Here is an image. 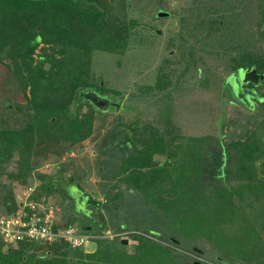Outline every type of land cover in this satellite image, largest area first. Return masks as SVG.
Listing matches in <instances>:
<instances>
[{
  "label": "rangeland",
  "instance_id": "rangeland-1",
  "mask_svg": "<svg viewBox=\"0 0 264 264\" xmlns=\"http://www.w3.org/2000/svg\"><path fill=\"white\" fill-rule=\"evenodd\" d=\"M101 1L108 7L104 8L109 12L107 17L115 18L116 22L126 21L127 36L123 47L115 52L101 50L100 46L90 47L93 49L90 51L87 84L95 93L91 94L86 88L82 92L84 98L70 100L67 105V113H74L77 117L92 113L88 134L71 145L61 141L44 146L34 139L29 156L31 169L22 168L21 178L12 179L8 175L17 171L19 152L12 151L6 162L0 161V217L12 216L3 214L4 207L10 203L9 197L18 206L21 204L17 213L23 212V205L29 204L26 203L28 199L46 198L47 206L55 208L52 210L54 226L71 220L73 230L78 232L77 228L83 222L92 223L83 215L87 214L86 199L76 190L77 185L82 194L99 203L100 216L106 214L103 216L106 218L103 222L106 231L101 235L93 233V238L98 235L109 238L108 234L115 233L119 242L126 240L121 250L125 254L138 252L140 258H159L153 255L156 250L154 241L168 244L171 240L173 244L168 246L186 255L190 262L186 264L194 261L198 264H221L206 240L211 236L206 235V227L217 229L218 234L223 227L226 230L227 225L247 228L251 223L264 229V83L254 87L256 93L252 94L249 90L240 89L239 77L238 80L234 78L235 95L240 94L239 99H246L240 102L231 96L229 87L222 82L230 71L227 66L230 53H238V49L225 51L224 48L229 37L239 33L238 39H241L238 41H244L245 50L256 52L261 57L262 65L256 62V69L264 71V36L257 31L264 25L260 22V7L264 0ZM158 11L169 15L157 16ZM210 19L218 20V26L214 25V28L219 30L211 37L201 39L204 33H211L214 22L211 23ZM51 52L50 45L39 42L32 53L31 67L41 63L43 70H56V62L61 55L54 50ZM40 54L43 55L41 60L37 59ZM189 60L190 64L187 63ZM31 91L30 84L24 90L20 87L11 63L3 58L0 61V153L5 131L25 128V116L30 111L27 98ZM138 127L142 128V135L137 134ZM152 128L157 131L155 136L161 135L162 140H167L170 135L176 136L174 144L168 142L170 144H163L162 152L154 151L157 145L154 137L150 138ZM126 133L130 139L122 143ZM249 133L245 145L253 152L248 158L241 153V161L226 174L225 166L233 164L229 143L242 140ZM183 136H204L199 142L189 145L195 154L198 150L211 153L205 144L214 145L213 148L217 149L215 141L222 143L223 168L219 178L220 181L225 180L228 185L225 188L229 190L223 194L229 195L239 189L237 179L250 183L241 185L242 197L237 203L236 200L233 202L236 203V221L239 222L223 221L228 217L227 213L233 212L232 201L223 199V208L216 213L220 207L211 202L212 196L202 195L191 179L190 182L186 180L185 173L189 169L184 170L183 167L176 172V183L179 184L182 178L183 182L174 185L168 203L159 205L154 198L150 203L144 202L143 195L135 193L132 186L128 192L135 193L137 202L133 206L126 205L128 200L119 199L117 212L110 211L107 215V207H102L107 203L102 190L110 188L109 191L114 192L108 184H117V189L127 198V185L114 176L116 168L123 165L125 170H135L131 175H126L127 171L126 177L124 175L131 183H157L162 178V174H157V163L171 166L169 170L174 174L181 154L176 145L183 143L184 146ZM226 158L228 163H225ZM187 162L193 171H199L197 159L189 156ZM183 165L189 167L185 162ZM138 171L146 172L141 174ZM258 173L261 178L257 177ZM42 184L47 186V190ZM245 198L246 203H251L249 207H244ZM74 199H77L76 203ZM122 204L125 206L120 207ZM87 208L91 209V206ZM113 218L116 222L120 220L121 230L117 233ZM204 232L206 237L201 235ZM134 234L146 239L145 242L141 240L140 248H136L138 241L132 236ZM262 243L264 245V235ZM79 246L84 252H93L96 248L94 241H86ZM45 248L38 252L42 253ZM54 253L50 249L46 255Z\"/></svg>",
  "mask_w": 264,
  "mask_h": 264
},
{
  "label": "trees",
  "instance_id": "trees-1",
  "mask_svg": "<svg viewBox=\"0 0 264 264\" xmlns=\"http://www.w3.org/2000/svg\"><path fill=\"white\" fill-rule=\"evenodd\" d=\"M101 2V0H0V61L3 58L8 59L20 87L24 90L30 84L32 90L27 98V108L30 111L25 116V128L19 127L12 129L11 132L5 131V136L1 140L2 153H0V161L6 162L9 159L7 155L12 151L19 152L20 155V159L17 160V171L9 173L10 178H21L23 169H31L29 156L32 153L31 144L34 139H37L39 144L43 143L44 146L61 141L71 145L73 141H79L87 136L92 113L89 112L83 115V117H77L74 113H67V105L70 100L77 99L79 101L84 98L82 92L89 87V84H87V71L91 57L90 51L93 49L90 47L92 45L100 46L101 50L115 52L123 47L127 36L126 21L119 20L116 22L115 18L107 17L109 12L104 8L108 7L101 4ZM260 9L262 10L260 22L264 23V4H262ZM210 20L211 23L214 22L210 30L211 33H204L201 39L211 37V34H215L214 32L219 30L214 28V25L218 26L216 24L218 20ZM260 22H257L258 26H260ZM259 30L257 29L259 34L264 36V25ZM239 35L240 33L229 37V42L224 48L225 51L238 49V53H230L227 65L230 71L224 77L225 79H222L224 86H228V78L232 76V79L237 78L238 80L239 72L243 71L244 68H258L256 62L262 65L259 61L261 57L256 52L246 51L244 41H238L241 39V37L238 39ZM39 42L50 45L51 53L54 50L61 55L56 62V70H43L41 63H37L34 67H31L33 61L32 53ZM42 56V54L38 55L37 59L41 60ZM187 63L190 64V60ZM244 84L246 82L242 83V85ZM249 84L251 83L249 82ZM87 91H90L91 94L95 93L91 88H88ZM234 96L237 98L239 94ZM87 101L90 100L87 99ZM28 129H30V132H28ZM141 129V127L137 128L138 135L143 134L140 131ZM156 133L157 131L152 128L150 138L154 137L157 145L154 151L162 152L164 150L163 144H170L177 138L174 135H170L167 136V140H162L161 135L155 136ZM248 136H250V133L242 140H235L229 143L228 147L233 152L231 156L236 161L231 158L233 164L231 167H228V164L225 166L227 169L226 174L233 171L235 165L241 161V153H244L245 157L248 158L253 152L248 148V145H245L247 144ZM183 138L185 142L184 146L183 143L176 145V147L180 148L181 154L174 174L169 170L171 166L168 167L167 164L157 163L155 165L159 169V171L157 170V174H162V178L158 179L157 183H144L145 185L139 182L131 183L125 177L126 175L133 174L135 170H125L123 165L116 168L115 175H113L117 178V181L127 185V198L125 199L123 193L119 188L117 189V184L114 182L108 184L114 192L109 191L110 188L102 190L107 201L105 207L104 205L102 207H107V215L110 211L117 212V201L119 199L121 201L128 200L125 204L133 206L134 202H137L135 200L138 199L135 195L136 192L143 195L144 202L150 203L149 201L154 198L159 205L168 203L170 196L173 195L174 185H179L183 182L182 178L179 184L176 183V172L180 167H183L184 170L189 169L185 173L186 180L190 182L191 179L195 187L198 185L202 195L206 197L208 195L212 196L211 202H214L216 207H220V210L216 209V213L222 210L223 199L229 198L228 201H232L233 212L227 213L228 217L223 218V221L230 223L239 222L236 221V217L238 216L235 212V204L242 197V186L245 184L250 185V183L236 178L239 189H235L234 193H230L229 195L223 194V192L225 193L229 190L225 188L228 186L225 180L220 181L219 178L221 168H223L221 154L224 152V147L221 146L222 143L215 141L218 146L217 149L213 148L214 145L205 144L207 148L211 149V153L208 154L207 152L198 150L195 154L194 149L190 146L199 142L204 136H183ZM206 138L210 139V137ZM129 139L130 135L126 133L124 140L122 139L121 142L126 143ZM235 146L236 148H234ZM239 146L242 148L237 149ZM189 156L194 160L197 159L198 165L196 167L199 170L197 171L198 173L193 171L192 167L189 166L187 162ZM227 158L225 159V163H228ZM184 162L189 167L184 166ZM138 172L144 174L146 171ZM257 177L261 178L259 173ZM42 185L47 190V186ZM75 187L86 199L85 210L87 214H82L90 219L92 223L91 225L90 223L85 224L83 222L77 229L80 234L90 237L88 241L95 242V250L93 252H84L79 248L80 246H70L62 239L48 244L44 241L41 243V241L26 238L16 240L14 246L17 248L14 249V246L11 244L5 245L0 237V264H175L177 261H180L181 264H186L185 262H189L186 255L182 254V252L174 251L168 246L169 244H173L171 240L168 241V244H160L154 241L156 250L153 255L159 258H140L138 252L125 254L121 250L123 244L118 241L115 233H112V238L100 236L106 231L103 225L104 219H106L103 216H106V214L100 216L99 203L87 194H82L79 186L75 185ZM130 187L135 193L128 192V188ZM233 194H236V197H233ZM8 199H10V203L4 207L5 212L3 214L14 215L21 204L18 206L15 202H12L11 197ZM246 199H243L244 207H249L251 203H246ZM235 200L236 203L234 204ZM28 202L29 204H24L22 208L28 215L34 210L30 209V205H34V208L38 205L41 206L43 212H47L49 208L46 198L38 199L37 197L36 199H28L26 203ZM74 202L76 203L77 199H74ZM88 206H91V209L87 208ZM122 206L125 205L122 204L120 207ZM92 210L94 214L91 213V215L90 212ZM241 211L243 212L244 210L241 209ZM242 212L239 214L242 215ZM95 213L97 214L95 215ZM96 217L99 218L96 220ZM115 218H113L112 222L117 224V233V230H121L119 227L120 220L116 222L114 221ZM70 222L71 220H67L64 224H57V226H54V230L56 227L73 226ZM226 227V230L224 227L221 229V234H218L217 229L212 228L211 230L208 227H206L207 231L205 230L206 235L209 236L210 234L211 236L206 237L205 232L201 234L209 242L210 249L214 252L217 262L221 264H264V245L262 243L264 229L261 230L251 223L248 224L247 228H237L233 225H227ZM233 228L235 231H232ZM93 233L100 235L93 238ZM139 235H132L138 241L136 248H140V244L146 240L144 236ZM141 240L144 241L141 242ZM114 243L117 245L114 246ZM42 247L46 248L41 251L42 253H39L38 251ZM47 249L54 250L56 253L47 256ZM191 252L196 253L193 250ZM184 258H187V260H184Z\"/></svg>",
  "mask_w": 264,
  "mask_h": 264
},
{
  "label": "built area",
  "instance_id": "built-area-1",
  "mask_svg": "<svg viewBox=\"0 0 264 264\" xmlns=\"http://www.w3.org/2000/svg\"><path fill=\"white\" fill-rule=\"evenodd\" d=\"M52 208H48L47 212H43L41 206L30 205V209H34L28 215L23 211L8 217H0V237L2 241L10 245L19 239H33L41 242L51 243L60 239L67 242L70 246L76 247L88 241L90 237L82 235L73 230V226H66L63 229L54 230ZM42 209V210H39ZM43 213V215H41ZM20 214V215H19ZM112 238L113 234H108Z\"/></svg>",
  "mask_w": 264,
  "mask_h": 264
},
{
  "label": "water",
  "instance_id": "water-1",
  "mask_svg": "<svg viewBox=\"0 0 264 264\" xmlns=\"http://www.w3.org/2000/svg\"><path fill=\"white\" fill-rule=\"evenodd\" d=\"M156 15L157 16H167L168 12L158 11L156 13ZM238 77H239V80H240L241 83L250 82L252 84H256L258 78L260 79L259 83H262V80H264L263 74L262 73L260 75L256 74V71L254 70L253 67H250L247 70L241 71V73H240V75ZM120 242L122 244H125L126 240H120ZM198 263H199L198 261L197 262L194 261L193 264H198Z\"/></svg>",
  "mask_w": 264,
  "mask_h": 264
},
{
  "label": "flooded vegetation",
  "instance_id": "flooded-vegetation-1",
  "mask_svg": "<svg viewBox=\"0 0 264 264\" xmlns=\"http://www.w3.org/2000/svg\"><path fill=\"white\" fill-rule=\"evenodd\" d=\"M244 70H247V68H244ZM255 71H256V74H263V76H264V71H262V70H257L256 68L254 69ZM231 79H229L228 80V87H229V92H230V94H231V96H233V97H235L234 95V92H233V85H234V79H232V77H230ZM225 79V78H224ZM259 81H260V79L258 78V80H257V83L256 84H252V86H249L248 84H249V82H246V84H244V85H242V84H238L239 85V88L240 89H242V90H244V91H246V90H249L250 92H252V94L253 93H256L255 92V90H254V87H256V86H258V85H260V84H262V83H264V80H262V83H259ZM251 94V93H250ZM241 95L239 94V97H240ZM239 97H237V99L240 101V102H245L246 101V99L245 98H243V99H239ZM250 106V105H249Z\"/></svg>",
  "mask_w": 264,
  "mask_h": 264
}]
</instances>
